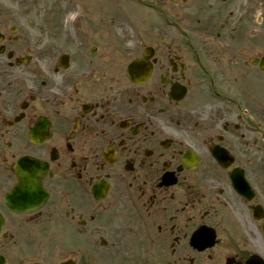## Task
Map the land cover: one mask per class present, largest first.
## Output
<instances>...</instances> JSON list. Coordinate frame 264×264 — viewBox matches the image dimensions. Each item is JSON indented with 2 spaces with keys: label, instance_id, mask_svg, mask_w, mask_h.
Masks as SVG:
<instances>
[{
  "label": "flooded vegetation",
  "instance_id": "obj_1",
  "mask_svg": "<svg viewBox=\"0 0 264 264\" xmlns=\"http://www.w3.org/2000/svg\"><path fill=\"white\" fill-rule=\"evenodd\" d=\"M126 1L160 5L179 19L175 27L152 18L153 30L166 34L147 35L145 84L128 81L125 67L142 49L126 41L128 28L111 27L108 13L45 0L49 15L36 27L0 6L4 264H264V187L256 204L235 210L228 180L235 106L206 101L209 87L235 100L238 58L248 48L235 44V28L232 36L213 34L211 0ZM190 3L201 4L199 33ZM176 83L188 103L172 98ZM214 146L233 156L227 170L213 160ZM187 147L199 159L183 160ZM31 157L47 168L34 181L35 194L48 198L27 214L11 213L3 198L18 184L19 158ZM194 162V170L185 167ZM98 180L108 186L102 200L91 191Z\"/></svg>",
  "mask_w": 264,
  "mask_h": 264
},
{
  "label": "rangeland",
  "instance_id": "obj_2",
  "mask_svg": "<svg viewBox=\"0 0 264 264\" xmlns=\"http://www.w3.org/2000/svg\"><path fill=\"white\" fill-rule=\"evenodd\" d=\"M248 84H250V86L254 85V89L250 90L249 86L244 87V84H240V86H237L236 87V93H235V98L238 97L240 99V97L245 93L243 90H245L246 92V95H252V96H249V98L245 99L243 102L244 105H240L241 107H248V109H252V110H255L257 109L259 106L258 102L259 100H261L263 103H264V78H260L258 80H254L253 82L251 80L247 81ZM252 82V83H251ZM251 92V93H249ZM241 101V99H240ZM251 106V108L249 107ZM254 109H253V107ZM239 109V108H238ZM256 113V114H255ZM254 114L256 115L255 118L258 120V119H263L264 118V108L259 110L258 112H254ZM235 131H237L235 129ZM260 147V146H259Z\"/></svg>",
  "mask_w": 264,
  "mask_h": 264
}]
</instances>
